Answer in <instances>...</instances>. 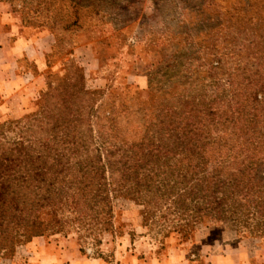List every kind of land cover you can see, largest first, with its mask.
I'll list each match as a JSON object with an SVG mask.
<instances>
[{"label": "rangeland", "instance_id": "1", "mask_svg": "<svg viewBox=\"0 0 264 264\" xmlns=\"http://www.w3.org/2000/svg\"><path fill=\"white\" fill-rule=\"evenodd\" d=\"M234 88L264 89V0H0V151L68 131L76 151L101 152L108 177V151H164L171 119L202 122ZM218 118L210 146L226 151ZM111 188L109 214L0 243V264L198 258L231 244L264 264V203L209 210L186 180L140 199Z\"/></svg>", "mask_w": 264, "mask_h": 264}, {"label": "trees", "instance_id": "2", "mask_svg": "<svg viewBox=\"0 0 264 264\" xmlns=\"http://www.w3.org/2000/svg\"><path fill=\"white\" fill-rule=\"evenodd\" d=\"M223 100L228 106L222 104L218 112L208 106L202 122L198 114L184 123L171 119L173 141L164 151L153 141L149 151H108V177L101 152L76 151L79 138L68 131L22 139L10 151H0V243L61 232L68 221L89 226L88 220L111 212V185L140 199L171 195L177 181L186 180L191 201L201 198L209 210L234 213L241 201L263 204L264 89L234 88ZM215 115L222 129L216 138L226 151L210 146L208 125Z\"/></svg>", "mask_w": 264, "mask_h": 264}, {"label": "crops", "instance_id": "3", "mask_svg": "<svg viewBox=\"0 0 264 264\" xmlns=\"http://www.w3.org/2000/svg\"><path fill=\"white\" fill-rule=\"evenodd\" d=\"M233 250L238 252V255H233ZM58 260V259H57ZM62 260H58L57 264H60ZM71 264H116V263H105L97 259H86L75 256L71 259ZM120 264H250L249 259L242 253L240 245H220V251L208 255V257L198 258H181L178 255L170 256L169 259L157 258L156 256L146 255L144 258H129Z\"/></svg>", "mask_w": 264, "mask_h": 264}]
</instances>
